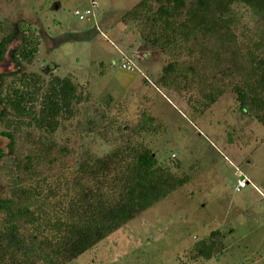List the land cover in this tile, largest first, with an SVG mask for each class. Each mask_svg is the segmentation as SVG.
<instances>
[{"label": "rangeland", "instance_id": "obj_1", "mask_svg": "<svg viewBox=\"0 0 264 264\" xmlns=\"http://www.w3.org/2000/svg\"><path fill=\"white\" fill-rule=\"evenodd\" d=\"M138 1L0 0V29L25 20L40 35L34 62L23 68L45 77L52 71L70 75L84 92L74 117L63 120L53 135L76 153L61 178L43 185L51 200L65 205L75 163L116 148L144 109L161 120L159 131L134 139L149 145L178 175L189 176L68 264H264V127L238 111L232 87L202 114L188 104L189 92L160 85L159 74L172 58L140 34L137 19H123ZM235 7L239 33L248 34L255 18L248 7ZM19 43L16 37L10 48ZM14 68L7 57L0 73ZM17 139L15 152H28L23 138ZM7 143L2 138L0 147ZM242 175L250 183L238 190ZM9 187L8 175L0 171L3 194ZM211 235L217 241L213 257L197 256L196 242Z\"/></svg>", "mask_w": 264, "mask_h": 264}, {"label": "trees", "instance_id": "obj_2", "mask_svg": "<svg viewBox=\"0 0 264 264\" xmlns=\"http://www.w3.org/2000/svg\"><path fill=\"white\" fill-rule=\"evenodd\" d=\"M236 4L255 18L248 34L239 33ZM123 19H137L140 34L172 58L159 74L160 85L189 92L188 104L202 114L232 87L238 111L264 127V0H139ZM0 32V64L9 57L15 65L0 73V141L8 139L7 148L0 147V171L10 179L6 194L0 188V264H68L189 176L134 139L159 131L161 120L144 109L116 148L75 163L65 205L51 200L43 185L61 178L76 153L53 135L74 117L84 92L70 75L52 71L45 77L23 68L40 49L35 27L20 20ZM16 37L20 43L10 48ZM105 130L109 136L110 127ZM19 136L28 152H15ZM211 236L196 242L197 256L213 257L217 235Z\"/></svg>", "mask_w": 264, "mask_h": 264}, {"label": "built area", "instance_id": "obj_3", "mask_svg": "<svg viewBox=\"0 0 264 264\" xmlns=\"http://www.w3.org/2000/svg\"><path fill=\"white\" fill-rule=\"evenodd\" d=\"M75 13H76L77 15H81V14H83V12L80 11V10H76ZM90 13H91V10H90V9H87V10L85 11L84 14L87 15V14H90ZM249 183H250L249 179H247L244 175H242V176L238 179L237 189L239 190V189L245 187L246 185H248Z\"/></svg>", "mask_w": 264, "mask_h": 264}]
</instances>
